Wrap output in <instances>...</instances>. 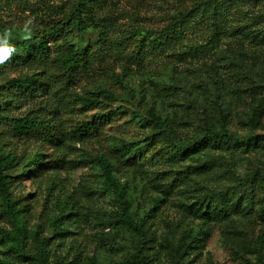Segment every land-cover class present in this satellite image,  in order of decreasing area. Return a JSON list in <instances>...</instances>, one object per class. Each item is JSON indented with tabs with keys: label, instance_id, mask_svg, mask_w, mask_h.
Listing matches in <instances>:
<instances>
[{
	"label": "rangeland",
	"instance_id": "1",
	"mask_svg": "<svg viewBox=\"0 0 264 264\" xmlns=\"http://www.w3.org/2000/svg\"><path fill=\"white\" fill-rule=\"evenodd\" d=\"M27 1L33 11L20 4L24 0H0V34L10 31L9 42L16 49L0 65V114L22 116L35 111L56 139L50 142L44 135L18 139L0 128L3 173L10 178V196L24 207L20 217L27 230V255L9 249L3 231L15 227L3 212L0 197V264H36L31 255L40 250L46 264H91V260L125 264L124 260L136 255L137 238L117 224L119 205L105 190L100 160L113 165L115 177L127 190L134 219L143 220L145 264H264V144L227 153L198 151L172 157L171 145L161 142L159 131L146 121L152 110L172 120L177 143L201 139L217 112L212 103L213 80L235 84L237 71L225 59L227 49L238 47L233 38L207 46L208 24L198 14L192 19L194 30L187 35L183 51L171 49L141 62L128 60L121 44L137 29H162L199 0H112L105 15L111 24L109 36L117 43L114 55L120 58L106 55L98 46L99 29L88 26L79 31L63 17L72 0ZM249 3L240 7L244 15L235 16L232 27L250 23L254 15L264 12L262 0ZM29 19L33 35L25 40L22 26ZM60 21L64 22L53 30ZM143 37L137 35L139 40ZM42 40L49 51L47 64L38 58ZM22 43L30 48L25 60L18 58ZM68 47L90 52L92 66L65 87L52 61ZM244 59L248 66L252 64L250 56ZM27 76L44 79L49 88L29 94L6 87L9 80ZM79 97L96 98L99 104L89 109ZM223 99L232 107L234 118L227 125L231 132L264 137V115L254 130L241 118L247 117L245 113L258 99L253 103L231 95ZM80 128L84 131L79 132ZM38 154L43 155L40 171L29 165L30 174H25V166ZM219 155L230 162L197 169ZM252 174L257 184L232 190L234 181ZM219 193L229 194L241 209L208 220L201 211L210 196ZM53 219L59 220L64 234L57 233ZM200 229L206 231L201 245L182 257L176 255L174 248L182 234Z\"/></svg>",
	"mask_w": 264,
	"mask_h": 264
},
{
	"label": "trees",
	"instance_id": "2",
	"mask_svg": "<svg viewBox=\"0 0 264 264\" xmlns=\"http://www.w3.org/2000/svg\"><path fill=\"white\" fill-rule=\"evenodd\" d=\"M22 1V0H19ZM251 0H199L196 2L192 9L180 13L177 17L173 18L165 27L157 30L150 29H137L133 34L128 33L122 45L125 49L128 60H140L145 61L146 58H154L166 54L172 49L183 51L186 48L184 44L187 35L194 30L193 18L200 14V18L207 22V31L209 32V38L207 39L208 45H216L222 42H231L229 38H233L235 44L238 46L235 49H227L225 59L230 61L231 65H234L236 80L235 84L219 83L213 80V89L215 90L214 99L212 103L215 107L214 123L210 129L204 132L201 139H198L189 143H177L175 137V128L172 120L168 117H163L160 114L149 112V119L146 120L150 125L156 128L158 137L161 142L166 145H171L172 157L185 155L189 152L198 151H220V152H232L236 148L249 149L254 148L258 144H264V137H254L253 135L238 136L230 131L227 127L228 123L234 116H232V107L225 105L224 97L231 95L232 97L240 99H250L253 103L258 99L252 109L248 112L247 117H241L244 119L245 125L250 130H254L260 123L262 116L264 115V12H259L254 15L250 23L243 25H237L232 27V22L235 16L244 15L240 7L246 8L247 4H250ZM256 1V0H255ZM262 0L261 4H264ZM243 2V3H242ZM112 0H72L69 3L68 13L64 14V18L68 22L77 25L79 31H84L88 26L94 29H99L98 46L106 50V55L111 57L120 58L121 55H114V48L116 47V39L111 38L109 35L110 22L107 21L105 11L111 9ZM21 5L28 6L33 11L32 3L24 0ZM258 5V3H255ZM84 18V19H83ZM64 21L55 23L53 30L57 29L59 25ZM107 23V24H106ZM143 35L142 39H137V35ZM227 48H231L230 45H226ZM252 46V49L249 47ZM190 46L187 49H191ZM29 46L25 43L20 45V53L18 58L25 60L29 54ZM186 49V51H187ZM196 49V48H195ZM240 50V51H239ZM250 52H249V51ZM38 58L43 64L49 62V51L47 42L40 41L38 47ZM89 53H81L74 47H68L65 50L60 51L52 63L55 64L56 69L60 72L61 77L65 81V87L69 83L74 82L79 75L83 73L85 69L91 67V57ZM218 54L224 55V51H219ZM250 56L252 64L248 66L245 62L244 56ZM49 83L39 77H19L11 79L7 82L6 87L8 89L16 90L18 92H28L32 94L39 89L48 87ZM64 87V88H65ZM108 97H113V93L110 91H104ZM212 95V94H211ZM80 102L87 108H93L99 104V100L90 97H79ZM209 100H211L209 98ZM240 118V119H241ZM145 121V122H146ZM0 128L5 134H9L14 138H27L30 136L44 135L50 142H54L55 135L51 132V128L44 122L42 118L35 114V111L28 112L22 116H12L8 112L0 114ZM84 131L80 128L79 132ZM152 144L154 139L151 138ZM126 149V153L130 152L129 148ZM135 152H131L130 155L134 156ZM223 154V153H220ZM43 155L38 154L32 158L24 169L25 174H30L28 166H34L33 170L39 172L42 166ZM230 161H225L223 155H219L217 159L213 158L211 161L205 164L197 166L198 170L208 169L216 167L217 164H225ZM11 164V160L8 161ZM99 165L103 171V184L105 190L112 194L118 202L119 209L116 212L117 224L121 227L127 228L136 236L135 243L136 255L124 260L125 264H145L142 261L143 255V242L145 239V231L143 229V223L141 220H135L131 211L130 203L128 201L127 190L114 175V167L105 160H100ZM4 161L0 160V197L3 203V212L12 221L15 229L12 231H3V240L8 244L9 249L15 253L27 255V250L24 247V239L26 238V226L20 215L24 210V207L20 206L18 201L10 196L9 191V177L3 173ZM179 176L181 173H179ZM234 187H244L249 184H257L256 175H248L246 178H240L234 181ZM219 195V196H217ZM214 196H210V200L201 214L205 218H221L229 216L232 209L240 210V203H234L231 200L229 194L219 193ZM209 197V196H208ZM52 225L57 233L64 234L65 229L59 225V220L53 219ZM60 226V227H59ZM206 231L200 229L197 232L193 230L184 232L181 238L178 240L174 251L176 255L182 257L188 251L198 248L203 242ZM43 242V241H42ZM43 244V243H41ZM36 264H46L45 255L42 250L38 251L35 255H31ZM91 264H96L95 260L90 261Z\"/></svg>",
	"mask_w": 264,
	"mask_h": 264
},
{
	"label": "clouds",
	"instance_id": "3",
	"mask_svg": "<svg viewBox=\"0 0 264 264\" xmlns=\"http://www.w3.org/2000/svg\"><path fill=\"white\" fill-rule=\"evenodd\" d=\"M22 32L25 40H30L32 38L33 32L31 19L24 22ZM10 38V31H5L3 34H0V65L5 64L9 59H11L13 53L16 51L15 47L9 42Z\"/></svg>",
	"mask_w": 264,
	"mask_h": 264
}]
</instances>
